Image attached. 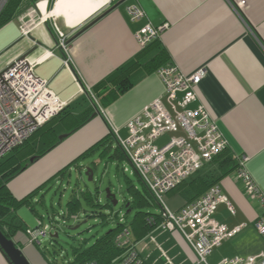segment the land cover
Instances as JSON below:
<instances>
[{
	"label": "crops",
	"instance_id": "crops-1",
	"mask_svg": "<svg viewBox=\"0 0 264 264\" xmlns=\"http://www.w3.org/2000/svg\"><path fill=\"white\" fill-rule=\"evenodd\" d=\"M36 4L43 16L28 37L22 36L21 16L0 28V71L16 58L26 56L36 62V75L47 80L49 88L68 104L66 116L76 120L87 115L90 118L77 131L66 133L67 127L60 132L59 139L52 137L44 147L54 146L42 157L28 162L27 168L8 183L17 200L48 185L33 201L38 214L29 206L23 207L42 219L41 209L48 218L55 215L57 219L66 213L67 203L61 213L56 206L62 205V197L58 203L52 198L50 205L47 200L56 183L62 185L72 168L78 170L72 163L107 137L112 127L127 136L126 123L164 97L165 86L157 72L140 71L126 92L108 95L103 99L104 114L93 109L90 94L84 91L137 59L141 47L136 34L140 30L147 25L164 24L168 27L159 37V47L167 50L168 64L173 63L188 75L205 71L197 88L198 100L189 108L202 103L208 109L228 142L232 158L249 157L246 169L264 195V0H122L110 5L108 0H55L51 7L49 0H39ZM133 5L144 12L142 18L133 19L129 14L128 7ZM55 26L68 37L74 71L64 65ZM47 53L52 55L47 57ZM64 135L67 137L60 139ZM93 154L80 160L79 167H84L82 162ZM94 163L97 162L92 160L91 164ZM70 166L64 177L57 176ZM231 168L232 165L228 167ZM212 173L216 174L209 164L193 177ZM218 185L235 212L222 204L214 219L229 228H243L213 251L209 263L218 264L223 258L234 256L260 257L264 254V238L255 222L264 213L262 201L249 196L237 169L231 170ZM184 192L185 188L168 195L175 211L186 204ZM23 207L17 214L26 223ZM26 228L33 229L27 223ZM169 233L159 228L152 236L175 264H192L196 258L194 251L185 246L179 233H172V237ZM26 234L27 231H19L13 239L31 264H50L40 245L31 243ZM141 243L145 247L138 250L147 264H167L157 246L156 251L143 253L153 244L149 237ZM0 264H9L1 251Z\"/></svg>",
	"mask_w": 264,
	"mask_h": 264
},
{
	"label": "built area",
	"instance_id": "built-area-1",
	"mask_svg": "<svg viewBox=\"0 0 264 264\" xmlns=\"http://www.w3.org/2000/svg\"><path fill=\"white\" fill-rule=\"evenodd\" d=\"M7 1L1 0L0 11ZM118 1L122 0H108V5ZM128 12L133 19L144 15L136 5L128 7ZM30 15L28 11L20 17L22 35L28 36L25 21ZM167 27V24L158 27L147 25L140 30L136 39L141 49L159 39ZM55 35L58 48L64 55V65L72 69L68 37L57 26ZM51 55L46 54L47 57ZM35 66L36 62L18 57L0 71V160L68 106L49 88L47 80L36 75ZM157 75L165 86L164 97L153 101L126 123L127 136H122L119 129L114 127L110 133L115 144L125 154L127 163L148 187L159 206L162 214L161 229L183 235L195 253L196 258L192 264H210L208 257L213 251L243 228H229L214 219L222 204L235 212L230 201L223 195L221 186H213L178 211L170 208L167 198L174 188L194 176L229 145L202 103L197 108H189L190 104L198 100L197 88L205 76L204 70L188 75L171 63L157 70ZM86 89L92 94L90 87ZM98 111L105 113L101 106H98ZM248 160L246 155L239 157L238 177L243 180L249 196L259 198L264 206V195L246 169ZM124 169L127 171V168ZM255 227L264 238V213L256 220ZM50 228L49 225L41 224L28 229L30 242L41 244V240L49 236ZM130 234L128 229L119 233L116 236L118 245L127 247L132 244ZM150 240L156 244L167 264H175L154 236ZM117 264L146 263L135 250H131ZM218 264H264V254L253 258H223Z\"/></svg>",
	"mask_w": 264,
	"mask_h": 264
},
{
	"label": "trees",
	"instance_id": "trees-1",
	"mask_svg": "<svg viewBox=\"0 0 264 264\" xmlns=\"http://www.w3.org/2000/svg\"><path fill=\"white\" fill-rule=\"evenodd\" d=\"M38 1L39 0H8L0 11V28L15 18L22 16L28 9L35 7ZM54 1L55 0H49L50 7ZM159 45V39L151 42L148 46L141 49L137 59L122 67L114 75L92 87V94L90 95L91 105L97 113H99L98 106L105 109L103 99L108 95L113 94L119 96L132 86V78L136 73L140 71L156 73L157 70L168 65L169 54L165 48L159 47ZM157 47L159 48L156 50ZM144 57L146 58L143 59ZM66 110L67 107L0 160V230L8 239H13L19 231H27L28 228H26V223L17 214L18 210L23 206H29L33 212L38 214L36 205L33 204V201L42 190L48 187V185L45 184L32 191L27 197L17 200L10 193L8 183L17 174L27 168L31 158L37 160L54 146L51 144L52 146L48 148L44 147L46 143L51 142L52 137L59 139L60 132L66 130L64 128L67 127L66 133L71 134L75 132L86 124L90 118V115H87L77 120L72 119L73 117L64 114ZM96 151H100V156L102 158H108L112 162H117L118 169H120V165L127 160L123 151L115 144L114 137L110 133L80 156L71 166H76V168L80 169V160L88 155H92ZM238 162L239 158L233 159L229 153V148H227L207 164L213 165L214 171L218 175L212 173L209 176L207 175V177L192 176L174 188L169 194L173 191H179L185 188L183 195L186 199V203H192L209 191L213 186L217 185L231 170L237 169ZM231 165L232 168L228 169ZM71 166L60 171L57 176L64 177L66 172L72 168ZM92 166L96 167L97 163L92 164ZM93 170L95 171L94 168ZM57 176L55 178H57ZM139 182L141 184L140 187L126 176L128 198H125L124 201V206L126 207L124 218L126 220L129 218L130 214H133L131 221L119 222L116 227L110 229L104 235L95 237V241L91 245L74 249V260L69 264H117L131 250H135L141 257L137 245L147 237L151 239L153 233L157 229H161L162 214L148 187L140 178ZM98 195L99 191H96L95 195H93L90 190H81L78 192L73 189L69 195L66 213L62 215H59V213L58 215L64 218L63 222L65 224V221L69 220L71 217L81 212L87 213V209L83 205V203H85L88 207L93 209L92 212H94V209L98 210L96 214L94 212L87 215V217L99 216L106 218L110 216L112 213L108 215L105 213V210H113L114 205L112 201L107 198L105 203H102ZM155 207L158 211H154ZM54 216L50 218L53 227L55 226V222H58ZM124 229H128L131 233L130 238L132 244L127 247L119 246L116 241V236ZM51 237L56 241L57 237L54 235H51ZM85 243L86 242H84V244ZM141 259L146 263L142 257ZM50 264L55 263L50 261Z\"/></svg>",
	"mask_w": 264,
	"mask_h": 264
},
{
	"label": "rangeland",
	"instance_id": "rangeland-1",
	"mask_svg": "<svg viewBox=\"0 0 264 264\" xmlns=\"http://www.w3.org/2000/svg\"><path fill=\"white\" fill-rule=\"evenodd\" d=\"M32 10L34 11L32 12ZM28 11H30L31 15L27 18V21H25V23L27 24V29L30 32L31 28L42 18L43 13H41L37 8V4L35 5V7L28 9L27 12ZM22 36L28 37L29 33L28 36ZM20 57L27 58L26 56ZM85 91L88 92L87 89H85ZM92 160L94 162H97L96 167L92 166ZM82 165L86 168L93 167L95 169L93 181H90V177L86 175V169H84L82 172H79L76 169L72 168L67 174V177L62 185H60L59 182L58 184L56 183L54 187H52L54 189L50 191L51 193H49L47 200L49 205L51 204L50 201L52 198L54 199L55 203H58L59 199L62 197V207L60 205H56L57 209L61 213L65 209V205L73 189H82L83 191L90 190L93 195H95L96 191H99L98 196L100 198V201L102 203H105L108 194L107 190L110 189L111 192L116 196V199L118 201V204L113 206L112 211L105 210V213L108 215L109 213H112L110 216L106 218H102L99 216L87 217V215L94 212L96 214L98 210L94 209V212H92L93 209L83 203L84 207L87 209V213L81 212L80 214L73 216L69 220L65 221V224L63 222L64 218L62 216H57L56 220L58 222H55V226L53 227L50 217L48 218L46 211L42 209L40 210L42 217H44V219H42L35 216L27 207L22 208V211L27 216L24 219L30 227L34 228L40 222L51 227L49 230V236L41 240L40 247L45 253L48 260L53 261L55 264H69L74 260V249L85 247L86 245H91L95 241V237L104 235L110 229L116 227L117 223L119 222L127 220L131 221L133 214H130L129 218L126 220L124 218V214L126 212L124 201L125 198H128L126 176H128L136 185H138L139 187L141 186L139 178L133 171V168L130 166V164H128L127 162H123L120 165V169H118L117 162H112L108 158H101L100 151H96L93 156H90L85 161H83ZM123 168H127V171H124ZM77 182L79 183L77 184ZM167 202L170 206L168 198ZM170 208L174 210L171 206ZM154 211H158V209L155 207ZM56 234H58V237L56 238V241H54L51 235L55 236ZM169 235L172 237V233H169L168 236ZM179 235H181V237L184 239L181 233H179ZM26 236L29 239V236L27 234ZM84 242L86 243L84 244ZM144 245L145 243L139 244L138 249L143 250V247H145ZM155 246L156 245L154 243L151 244L143 253L147 255L152 250L156 251ZM185 246L187 248H190V245L186 242V240Z\"/></svg>",
	"mask_w": 264,
	"mask_h": 264
},
{
	"label": "water",
	"instance_id": "water-1",
	"mask_svg": "<svg viewBox=\"0 0 264 264\" xmlns=\"http://www.w3.org/2000/svg\"><path fill=\"white\" fill-rule=\"evenodd\" d=\"M67 137V135H64L62 138ZM34 158L30 159V162H33ZM86 169V175L90 177V181H93L94 179V170L91 167L86 168L80 167L77 171L82 172ZM107 198L110 199L113 203V205H117L118 201L116 199V196L111 192L110 189L107 190ZM55 237H58V234L55 235ZM0 251L4 255L5 259L8 261L9 264H31L29 259L24 254V251L17 246V243L14 239H8L0 230Z\"/></svg>",
	"mask_w": 264,
	"mask_h": 264
}]
</instances>
